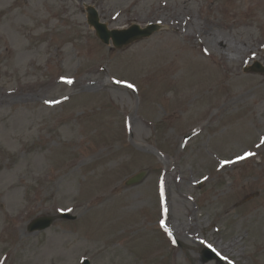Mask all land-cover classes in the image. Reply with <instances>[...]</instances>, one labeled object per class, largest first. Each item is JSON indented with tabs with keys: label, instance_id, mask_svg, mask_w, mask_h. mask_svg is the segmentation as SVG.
Returning a JSON list of instances; mask_svg holds the SVG:
<instances>
[{
	"label": "rangeland",
	"instance_id": "obj_1",
	"mask_svg": "<svg viewBox=\"0 0 264 264\" xmlns=\"http://www.w3.org/2000/svg\"><path fill=\"white\" fill-rule=\"evenodd\" d=\"M256 62L264 0H0V264H264Z\"/></svg>",
	"mask_w": 264,
	"mask_h": 264
},
{
	"label": "water",
	"instance_id": "obj_2",
	"mask_svg": "<svg viewBox=\"0 0 264 264\" xmlns=\"http://www.w3.org/2000/svg\"><path fill=\"white\" fill-rule=\"evenodd\" d=\"M88 20L89 24L93 26L96 29V32L98 36L106 43L109 44L110 40L112 39L114 42V45L117 48H121L123 46L129 45L134 43L135 41H139L144 38H148L152 36L155 32L162 29V26L159 24H149L147 27L142 28L138 24L132 25L130 28L127 29H114L110 30L107 26V24L102 23L99 18V13L94 7L89 6L88 7ZM251 72L255 73H261L264 74V66L260 63H256L254 66L250 69ZM147 172L141 171L138 174L132 176L129 178L126 182V185L128 187L135 186L139 183H141L145 177ZM65 219H76V217L70 215V214H63L61 216ZM58 217L53 216H40L35 218L28 226V231L30 233L33 232H39L48 229L51 227L55 220ZM82 264H91L89 259H85Z\"/></svg>",
	"mask_w": 264,
	"mask_h": 264
},
{
	"label": "bare ground",
	"instance_id": "obj_3",
	"mask_svg": "<svg viewBox=\"0 0 264 264\" xmlns=\"http://www.w3.org/2000/svg\"><path fill=\"white\" fill-rule=\"evenodd\" d=\"M187 36H191V34H189V33H187L186 34ZM231 47L229 46V49H230ZM235 53L237 54L238 53V51L237 50H235ZM260 221L261 222H264V214H262L261 215V217H260ZM169 225V224H168ZM177 233L179 234L180 232L179 231H177ZM214 245L216 246V250H218V251H221V249L223 248L222 247V245L221 244H219L217 241L214 243ZM224 249V248H223ZM225 250V249H224ZM226 251V250H225ZM227 252V251H226Z\"/></svg>",
	"mask_w": 264,
	"mask_h": 264
},
{
	"label": "snow or ice",
	"instance_id": "obj_4",
	"mask_svg": "<svg viewBox=\"0 0 264 264\" xmlns=\"http://www.w3.org/2000/svg\"><path fill=\"white\" fill-rule=\"evenodd\" d=\"M70 82V81H69ZM249 155H251V153H249ZM227 163V162H226Z\"/></svg>",
	"mask_w": 264,
	"mask_h": 264
}]
</instances>
